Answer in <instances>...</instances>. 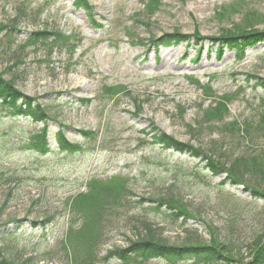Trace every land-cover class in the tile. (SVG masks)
<instances>
[{
    "label": "rangeland",
    "instance_id": "1",
    "mask_svg": "<svg viewBox=\"0 0 264 264\" xmlns=\"http://www.w3.org/2000/svg\"><path fill=\"white\" fill-rule=\"evenodd\" d=\"M89 3L101 27L92 26L73 0H0V26L18 20L12 36H6L9 28L0 29V72L47 106L49 134L61 122L69 126L66 137L81 145L79 151L66 154L57 150L52 138L50 148L56 149L37 153L26 144L42 122L10 115L0 105V225L12 231L16 220L25 221L19 235L3 237L10 254L17 262L32 258L27 264H66L62 248L51 255L46 246V241L54 245L67 225L66 198L84 191L93 177L114 175L127 178L134 200L174 197L190 217L173 220L144 206L122 208L121 229H111L104 249L125 245L124 236L133 239L137 232L144 233L147 223L169 243L188 238L207 242L214 229L221 241L245 251L246 243L264 229V200L252 199L242 186L229 181L222 184L224 176L212 175L199 158L153 144L143 132L153 124L182 142L205 148L217 138L214 129L201 128L195 141L186 125L196 119L199 105L206 107L216 96L230 93L227 120L264 109L263 89L252 87L253 80L245 81L247 74L264 78V42L237 60L230 50L219 58L208 40L195 43L193 36L188 45L159 49L148 46L146 38L178 29L187 34L198 30L206 39L250 22L264 30V0H160L150 27L138 21L145 0ZM246 12L259 17H247ZM43 30L63 37L57 43L43 39L35 46L24 44L29 34ZM196 52L198 58L192 59ZM77 129L93 131L94 138L84 140ZM49 215L54 220L47 229L32 231L33 224ZM129 264L207 263L152 259Z\"/></svg>",
    "mask_w": 264,
    "mask_h": 264
},
{
    "label": "trees",
    "instance_id": "2",
    "mask_svg": "<svg viewBox=\"0 0 264 264\" xmlns=\"http://www.w3.org/2000/svg\"><path fill=\"white\" fill-rule=\"evenodd\" d=\"M159 3L160 0H145L139 13L143 16L138 20L141 25L150 27L152 23L150 17L158 8ZM73 6L88 14L92 26L101 27V24L93 18L94 5H91L89 0H73ZM224 8V6L220 7V11ZM220 11L217 10L215 14L219 15ZM249 13H245L248 14L247 17L251 14L259 17L257 13ZM17 21L16 19L8 25L0 26L1 30L9 28L7 33L5 31L7 37L12 36L13 30L16 31ZM126 30L128 29L126 28ZM192 36L195 43L208 40L210 49L214 50L219 58L224 50H230L234 52L237 60L243 59L248 49L264 42V30L258 29L254 22H250L245 23V26L237 25L234 30H221L219 36L206 39L199 34L198 30L193 34H187L173 29L159 36L150 34L146 38V43L154 49L176 47L181 44L188 45ZM62 37L56 31H35L27 36L24 44L35 46L41 44L40 41L43 39L57 43ZM184 56L187 55L184 54ZM198 56L199 52H196L192 59H197ZM21 61H16L15 64ZM245 79L246 82L253 80L252 87H260L264 91V78L256 74H247ZM112 88L106 87L110 92H112ZM206 89L211 95V88L207 86ZM231 100L232 95L225 93L216 96L214 101L206 107L199 105L196 119L192 123L186 124L190 139L195 141L199 139L200 130L214 129L217 138L211 140V144L205 148L190 142H182L153 124L148 131L143 133L150 138L153 144L164 149H172L192 158H199L204 162V168L212 175L224 176L221 180L222 184L229 181L233 186H242L243 192H248L252 199L264 200V109L253 112L242 119L233 117L227 120L230 116ZM0 105L10 115L26 117L35 123L42 122L43 126L32 134L30 143L26 144L28 148H32L42 155L51 152L56 147L57 150L66 154L80 150L79 143L72 142L66 137V130L69 129V126L58 122L57 131L52 135L49 134L48 120L50 117L47 106L38 98L19 90L12 79L4 78L2 72H0ZM77 131L84 140L94 138V132L91 130L77 129ZM52 138L55 140L56 147L50 148ZM34 156L38 161L42 160L39 155L35 154ZM87 186L84 191L66 198L68 215L64 232L55 237L54 245L49 246L46 241V246L49 247L47 251L51 255H56L59 248L64 250L63 258L66 264H107L111 261L129 264L152 259L171 262L190 259L207 264H264V229L246 243L244 251L242 247H235V243L232 244L231 241H221L216 236L214 229L207 242L188 238L184 243L174 244L155 235L150 225L144 223L142 227L145 230L144 233L137 232L133 239L124 236L125 245L104 249V244L110 239L111 229H121L122 208L132 207L133 209L144 206L146 209L167 214L173 220L180 217L187 219L190 216L185 213L186 210L183 207L178 205L180 202H177V198L174 197L152 196L139 197L134 200L135 194L128 189L127 178L122 176L114 175L105 179L93 177L87 181ZM229 196L227 195L226 199H229ZM233 196L236 199L238 197L235 194ZM147 202L149 203L145 206L144 204ZM129 218L131 221L136 219L134 215ZM53 220V215L45 216V219L40 220L41 222H36L31 226L33 227L32 231L37 230L35 227L47 229V225ZM183 222L186 220L183 219ZM15 223V228L12 231L0 225V264H27L32 260V258H26L17 262L13 258V254H10L9 246L3 241V237L19 235L18 229L25 221L23 219L16 220ZM206 227L211 230L210 225Z\"/></svg>",
    "mask_w": 264,
    "mask_h": 264
}]
</instances>
